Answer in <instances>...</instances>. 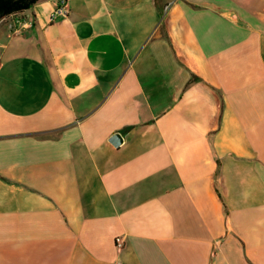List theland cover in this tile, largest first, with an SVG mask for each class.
<instances>
[{
	"label": "crops",
	"instance_id": "0c3cea01",
	"mask_svg": "<svg viewBox=\"0 0 264 264\" xmlns=\"http://www.w3.org/2000/svg\"><path fill=\"white\" fill-rule=\"evenodd\" d=\"M61 1L0 19V264H264V0Z\"/></svg>",
	"mask_w": 264,
	"mask_h": 264
},
{
	"label": "trees",
	"instance_id": "16d2710c",
	"mask_svg": "<svg viewBox=\"0 0 264 264\" xmlns=\"http://www.w3.org/2000/svg\"><path fill=\"white\" fill-rule=\"evenodd\" d=\"M40 0H0V19L29 10Z\"/></svg>",
	"mask_w": 264,
	"mask_h": 264
},
{
	"label": "built area",
	"instance_id": "2783aa9c",
	"mask_svg": "<svg viewBox=\"0 0 264 264\" xmlns=\"http://www.w3.org/2000/svg\"><path fill=\"white\" fill-rule=\"evenodd\" d=\"M171 2H169L165 8H164V12L166 13L168 11V9L170 8L171 6ZM67 14V11H66V4H65V1H61L58 5V7H56L55 11L53 12L52 16H51V22L57 20V18L59 17H63V16H66ZM19 26L21 27H28V22H23V21H18L17 22ZM116 243L118 245V247H122L123 246V240L121 237H118L116 239Z\"/></svg>",
	"mask_w": 264,
	"mask_h": 264
},
{
	"label": "water",
	"instance_id": "95a60500",
	"mask_svg": "<svg viewBox=\"0 0 264 264\" xmlns=\"http://www.w3.org/2000/svg\"><path fill=\"white\" fill-rule=\"evenodd\" d=\"M122 135L117 134L111 139V143L114 144L115 146H119L122 143Z\"/></svg>",
	"mask_w": 264,
	"mask_h": 264
}]
</instances>
